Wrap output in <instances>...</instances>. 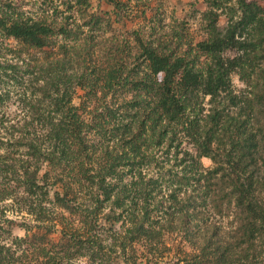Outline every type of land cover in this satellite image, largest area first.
Wrapping results in <instances>:
<instances>
[{
	"label": "trees",
	"instance_id": "1",
	"mask_svg": "<svg viewBox=\"0 0 264 264\" xmlns=\"http://www.w3.org/2000/svg\"><path fill=\"white\" fill-rule=\"evenodd\" d=\"M39 1L49 17L0 0V36L40 53L71 50L77 62L82 26L69 19L88 1ZM109 1L117 21L133 19L127 3ZM203 16L206 38L189 50L172 37L134 31L138 62L105 70L103 88L123 93L112 106L105 91L97 96V80L77 73L64 80L66 58L41 76L22 50L18 63H0L1 87L35 74L32 96H40L28 101L23 92L24 114L0 115V264H76L82 255L87 264H138V247L141 257L174 252L177 261L168 264H199L202 244V261L212 255L214 264H264V68L247 72L243 61L248 49L263 57L264 7L207 0ZM92 17L93 31L110 30L108 17ZM111 49L123 54L117 39ZM238 70L240 93L231 82ZM77 88L84 111L102 101V112L96 107L86 120L72 103ZM9 94L0 90V108ZM21 214L28 219L16 225ZM13 226L38 233L14 237Z\"/></svg>",
	"mask_w": 264,
	"mask_h": 264
},
{
	"label": "rangeland",
	"instance_id": "2",
	"mask_svg": "<svg viewBox=\"0 0 264 264\" xmlns=\"http://www.w3.org/2000/svg\"><path fill=\"white\" fill-rule=\"evenodd\" d=\"M15 4V6L20 7L21 10L25 12H35L41 14V10L44 12L42 15L44 17H49V8L46 5H43V9H40V1L39 0H9ZM89 4V8L82 6L80 4L75 5L72 14V18L69 19L70 22H74L75 24H81L82 33L80 36V41L78 43L80 50V59L76 62L75 57L73 56V52L68 51L67 56L60 51H55L54 48H47L44 52L40 53L36 50L28 49L27 47H21L20 44L16 43L12 39H6L0 36V63L7 64H15L18 63L16 57L17 52L22 50L24 54H28L30 59V67L34 69V73L39 74L41 76L46 69L48 70V66H50L51 62H54L59 59H68V66H66L62 70V76H65L64 80H67L69 73L70 74H85L88 78L93 81H98L95 89L97 90V96L99 98L102 97V91L106 92V103L107 105H111L116 102L118 98L123 97V93L121 90H109L107 88H103L106 81L105 70L109 69L108 63H123L124 65H133L138 61L133 60V57L137 55L136 47L134 42V37L132 33L134 31H140L142 33L145 32L146 37L148 39L161 38L164 40L170 39L172 37L174 45L181 46L183 50H189V48L206 38V25L207 20L204 18V13L207 11V0H122L123 2L129 5L132 11V20H122L117 21L114 15V6L109 0H87ZM261 6L264 7V0H256ZM86 11V17H85ZM48 12V13H47ZM92 14L95 16H99L100 19L102 17H108L111 22L110 30L107 33H102V31H93L96 27H93L94 20ZM105 14V15H104ZM104 15V16H103ZM85 17V19H84ZM219 28H224L226 26V18L224 16H220L217 23ZM144 34V36H145ZM95 36L93 40H91V45L87 47H83V42L90 40V37ZM248 38V36H247ZM117 39L119 45L123 49V54L111 55L110 50L114 47V40ZM89 43V42H88ZM90 44V43H89ZM81 48H86L85 53L81 51ZM69 50V49H67ZM248 53L243 56V61L246 66V71L250 72L254 68L261 67L263 65L264 68V45L262 47L263 57L261 59L256 58V54L252 51V49H248ZM230 56L237 55V53L231 52ZM22 58L26 59L25 55H22ZM118 58V59H117ZM202 59V57H201ZM116 64L114 65L116 67ZM24 67V65H20ZM126 68V67H125ZM129 68V67H127ZM240 71H235L231 76L232 86L235 92L240 93L241 90L245 89L243 82L239 78ZM35 74H27L24 73L22 77L17 76L16 80H12V82L8 83V86L1 87L0 90H10L9 101L5 103L0 108V115L2 113H11V114H24L25 106L23 103V92L25 93V98L29 101L34 96L40 99L39 95H33L34 86L31 84V80H33V76ZM55 74V73H54ZM43 83V79H41ZM83 91L80 89H76V94L73 97V105L78 107L79 113L83 114L86 120H90V116H93L94 108L98 107L99 113L102 112V101L100 104L98 102H87L88 111H84L82 109V103L86 101V98L83 96ZM127 98L129 96L127 95ZM120 100V99H119ZM99 105V106H98ZM112 106V105H111ZM88 118V119H87ZM204 167H209L211 165L208 159L201 160ZM80 204H86L87 199L84 197L87 195V192L83 189V187H79L77 191ZM94 205L91 206L93 208ZM105 209H109L107 205ZM107 210L99 215V222L102 223L103 219H105V215ZM16 219V225L23 224L28 219L25 215L14 216ZM23 226V225H21ZM18 226H13L11 229V234L14 237L19 238H27L30 237L32 232H35V228H33L30 232L26 231L25 228ZM117 227L119 225H116ZM74 228L79 229L80 224L78 219L74 223ZM35 233H38L36 230ZM103 236V235H102ZM29 241V240H28ZM107 245H110V242L107 241ZM187 246V245H186ZM26 248L27 245L23 246ZM138 247V245H137ZM203 248H208L205 244L200 246L198 251L200 257L199 264H214V257L210 255L208 259H204L202 261V257L204 254ZM188 250V247H186ZM141 250H144L143 247H138V254H140L139 259L137 260L138 264H156V260L158 264H168L175 263L176 257L178 256L174 252H163L166 257H161L157 259L151 256H143L141 257ZM79 259L75 261L76 264H87L88 258L85 255L78 257ZM39 262H44L43 259H38ZM115 264H124L123 260L120 259Z\"/></svg>",
	"mask_w": 264,
	"mask_h": 264
}]
</instances>
